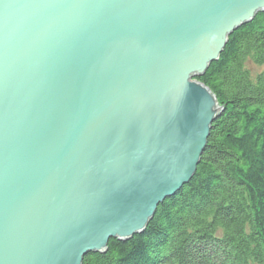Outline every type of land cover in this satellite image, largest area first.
Listing matches in <instances>:
<instances>
[{"label":"water","instance_id":"95a60500","mask_svg":"<svg viewBox=\"0 0 264 264\" xmlns=\"http://www.w3.org/2000/svg\"><path fill=\"white\" fill-rule=\"evenodd\" d=\"M264 0H0V264L142 235L223 108L198 78Z\"/></svg>","mask_w":264,"mask_h":264},{"label":"trees","instance_id":"16d2710c","mask_svg":"<svg viewBox=\"0 0 264 264\" xmlns=\"http://www.w3.org/2000/svg\"><path fill=\"white\" fill-rule=\"evenodd\" d=\"M198 81L223 110L192 180L142 235L110 240L82 264H264V12L228 37Z\"/></svg>","mask_w":264,"mask_h":264},{"label":"rangeland","instance_id":"374dc122","mask_svg":"<svg viewBox=\"0 0 264 264\" xmlns=\"http://www.w3.org/2000/svg\"><path fill=\"white\" fill-rule=\"evenodd\" d=\"M249 67H250V71H251V73L254 75V74H256L257 72H258V68L257 67H255V66H253V65H249Z\"/></svg>","mask_w":264,"mask_h":264}]
</instances>
